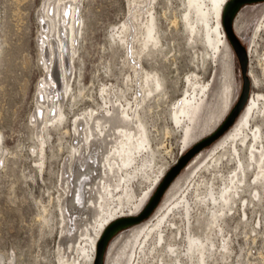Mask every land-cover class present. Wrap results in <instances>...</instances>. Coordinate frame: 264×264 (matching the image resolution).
Listing matches in <instances>:
<instances>
[{
	"label": "bare ground",
	"instance_id": "obj_1",
	"mask_svg": "<svg viewBox=\"0 0 264 264\" xmlns=\"http://www.w3.org/2000/svg\"><path fill=\"white\" fill-rule=\"evenodd\" d=\"M154 1L128 2V16L120 28L117 42L126 51L124 65L131 73L123 82L125 90L102 87L101 106L96 104L97 109L75 117L73 130L68 132L74 136V141L61 174L60 187L64 193L59 199L61 235L69 236V217L78 213L80 221L74 242L82 239L84 244L79 251L82 260L73 257L70 264H93L97 242L105 227L114 220L138 216L168 170H160L159 175L152 179L149 131L147 122L140 117L141 112L151 115L149 102L151 99L155 103L159 101L161 92L160 77L156 73L145 72L141 62L143 55L157 52L160 42L155 31ZM187 1L192 4L190 9L194 10L197 18L202 12L204 0ZM229 1L205 0L212 6L204 16L205 19L207 16L214 19L211 30L214 42L212 39L211 42L215 43V47L212 46L215 51L213 59L218 64L216 72L220 76L216 81L204 84L193 74L186 83L190 90L186 92L185 89L183 97L172 108L177 123L183 119L193 123L203 105H209L200 134L193 140L185 138L186 144L181 153L197 140L213 133L235 102L237 86L233 50L221 24L222 11ZM81 6L82 0H49L38 15L42 23L39 53L46 77L38 84L32 123L41 146L40 170L45 164L43 133L48 126L54 130L64 123L62 104L71 88L74 56L83 25ZM238 13L234 31L237 37L253 31V40L246 48L247 58L251 59L253 53L258 57V66H262L264 71V57L258 55V43L255 42L259 31L264 30V5L258 22L248 24ZM184 19L187 32L196 33L194 24L187 17ZM248 78L252 88H260L261 80L250 66ZM130 93H133L131 100L128 99ZM247 99L239 119L207 147L204 155L201 152L205 150L197 153L184 167L185 170L182 169L184 174L170 183L162 203L152 215L120 231L109 241L104 264H219V260L227 258L231 239L227 238L224 222L228 213L235 214L237 211L233 208L237 207L247 221L245 207L253 208L257 203L264 207V96L251 94ZM186 129L188 132L189 129ZM62 130V135H66V129ZM80 159H84L83 164L79 163ZM139 175L149 183V187L140 199H136L126 184ZM193 225L197 226L195 230ZM167 233L169 236L166 238L164 234Z\"/></svg>",
	"mask_w": 264,
	"mask_h": 264
},
{
	"label": "rangeland",
	"instance_id": "obj_2",
	"mask_svg": "<svg viewBox=\"0 0 264 264\" xmlns=\"http://www.w3.org/2000/svg\"><path fill=\"white\" fill-rule=\"evenodd\" d=\"M48 2L0 0V264H70L74 258L82 260L79 251L84 246L83 241L74 242L80 221L78 213L69 217V236L61 235L59 199L64 196L60 187L61 174L74 141V136L68 132L73 130L75 117L97 109L96 104L101 106L102 87L125 90L123 82L131 74L124 65L126 51L117 45L120 28L128 16L129 0H82L83 25L74 56L71 88L62 104L64 123L54 130L48 126L43 133L45 164L42 170L38 169V163L42 162L39 156L41 146L36 139L32 116L36 110L38 84L46 77L39 53L42 23L38 15L44 3ZM203 4L202 12L196 18L194 10L190 9L192 4L189 5L187 0L153 2L155 31L160 42L157 52L143 55L141 62L145 72H153L160 77L161 92L159 101L155 103L151 99L149 102L151 115L140 114L149 131L152 179L159 175L160 170H169L178 162L184 153L181 151L186 144L185 138L196 139L208 116L209 105L206 104L196 113L193 123L187 119L180 121L184 126L176 122L174 105L183 97L185 89L186 92L190 90L187 79L196 74L205 84L216 81L220 76L216 72L218 64L213 59L215 51L212 46L215 43H212L214 35L211 30L214 19L212 16L205 19L204 16L212 6L205 0ZM263 5L247 4L238 15L242 14L248 24L258 22ZM186 17L194 24L196 33H188ZM196 19H202L201 25ZM253 36V31H249L238 38L248 48ZM255 42L258 43V55L264 57V30L259 31ZM232 55L237 86L234 105L241 92L242 78L238 60L233 52ZM257 58L251 53L247 73L250 66L261 80V86L258 89L251 87L249 96H264V71L262 66H258ZM132 94L128 99L133 98ZM62 128L66 129V135H62ZM263 147L264 143V152ZM204 150L202 155L208 151ZM83 160L80 159L79 163L83 164ZM250 179L251 175L248 181ZM128 183L126 187L131 189L136 199H140L149 187L141 175L131 178ZM233 209L237 212L228 213L224 222L227 238L231 239L230 251L224 261L219 260V264H264V207L261 203L253 208L245 207L247 221L242 217L241 209ZM193 226L195 230L197 226ZM164 235L166 238L169 236L168 233Z\"/></svg>",
	"mask_w": 264,
	"mask_h": 264
},
{
	"label": "water",
	"instance_id": "obj_3",
	"mask_svg": "<svg viewBox=\"0 0 264 264\" xmlns=\"http://www.w3.org/2000/svg\"><path fill=\"white\" fill-rule=\"evenodd\" d=\"M264 0H230L224 7L221 17L222 30L225 33L228 44L232 47L235 57L238 60L239 71L241 72L242 88L237 102L233 105L228 115L224 118L220 125L216 127L215 131L208 135L206 138L199 140L180 155L178 162L172 166L161 182L157 185L154 194L149 199V202L142 208L138 216L120 218L114 220L113 223L105 227L102 232L99 241L97 242V248L94 254L93 264H104V255L109 244V241L115 237L117 233L122 230L128 229L132 225L141 223L143 220L149 218L158 204L161 202L163 195L167 191L170 183L181 173V170L194 158V156L204 149H207L210 145L215 143L221 135L231 128L236 119L241 114L248 101L250 92V81L247 73L248 58L245 45L241 44L239 38L234 31V20L236 14L247 4L262 3Z\"/></svg>",
	"mask_w": 264,
	"mask_h": 264
}]
</instances>
